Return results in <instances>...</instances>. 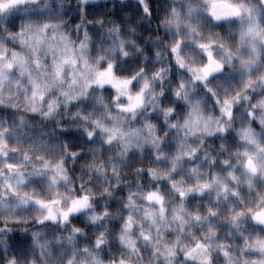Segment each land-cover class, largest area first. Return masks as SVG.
<instances>
[{
  "label": "clouds",
  "instance_id": "clouds-1",
  "mask_svg": "<svg viewBox=\"0 0 264 264\" xmlns=\"http://www.w3.org/2000/svg\"><path fill=\"white\" fill-rule=\"evenodd\" d=\"M0 264H264V0H0Z\"/></svg>",
  "mask_w": 264,
  "mask_h": 264
}]
</instances>
